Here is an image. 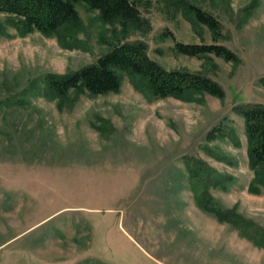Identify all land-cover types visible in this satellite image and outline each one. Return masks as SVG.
Wrapping results in <instances>:
<instances>
[{
	"label": "rangeland",
	"instance_id": "rangeland-1",
	"mask_svg": "<svg viewBox=\"0 0 264 264\" xmlns=\"http://www.w3.org/2000/svg\"><path fill=\"white\" fill-rule=\"evenodd\" d=\"M135 1L149 25L130 28L127 39L145 41L166 69L209 76L224 97L146 98L123 75L119 91L61 106L45 76L94 62L121 37L120 25L78 3L82 45L74 48L8 26L0 36V264H264L263 247L196 206L183 162L193 156L232 176L228 189H211L215 201L264 228V186L248 190L253 171L236 110L264 105V0H188L220 21L216 39L164 0ZM174 41L222 44L240 61L188 56Z\"/></svg>",
	"mask_w": 264,
	"mask_h": 264
},
{
	"label": "trees",
	"instance_id": "trees-1",
	"mask_svg": "<svg viewBox=\"0 0 264 264\" xmlns=\"http://www.w3.org/2000/svg\"><path fill=\"white\" fill-rule=\"evenodd\" d=\"M164 1L173 5L190 23L207 27L213 39L221 36L222 25L210 12L188 0ZM78 3L95 10L102 23L113 26L118 23L121 37L110 42L108 49L94 62L67 74L49 73L45 76L46 86L57 97L59 105L74 102L76 95L81 93L100 95L117 92L123 75L146 98L171 96L187 99L196 93L224 97L222 86L209 76L188 69H166L148 55L145 41L127 39L130 28L142 30L149 25L148 20L141 16L135 0H0V13L7 18L5 23L0 22V36L9 35V26L19 35L37 31L54 36L63 47H80L78 33L83 29V22L77 10ZM162 34L175 40L171 32ZM173 49L188 56L213 54L233 63L240 61L233 50L222 44L174 41ZM236 110L242 116L248 164L253 171L248 190L258 194L264 186V105L245 103L236 106ZM230 138L234 144L237 143L234 135L230 134ZM183 162L196 206L218 221L235 226L241 235L264 248V228L237 213L235 206L220 207L211 193L212 188L228 189L233 177L216 172L205 161L193 156L185 157Z\"/></svg>",
	"mask_w": 264,
	"mask_h": 264
},
{
	"label": "crops",
	"instance_id": "crops-1",
	"mask_svg": "<svg viewBox=\"0 0 264 264\" xmlns=\"http://www.w3.org/2000/svg\"><path fill=\"white\" fill-rule=\"evenodd\" d=\"M130 238V237H129ZM131 239V238H130Z\"/></svg>",
	"mask_w": 264,
	"mask_h": 264
}]
</instances>
